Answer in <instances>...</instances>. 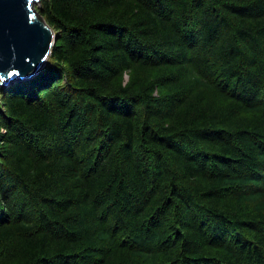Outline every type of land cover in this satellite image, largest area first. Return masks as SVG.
Here are the masks:
<instances>
[{"label":"trees","instance_id":"16d2710c","mask_svg":"<svg viewBox=\"0 0 264 264\" xmlns=\"http://www.w3.org/2000/svg\"><path fill=\"white\" fill-rule=\"evenodd\" d=\"M47 66L0 86V264H264V0H42Z\"/></svg>","mask_w":264,"mask_h":264},{"label":"water","instance_id":"95a60500","mask_svg":"<svg viewBox=\"0 0 264 264\" xmlns=\"http://www.w3.org/2000/svg\"><path fill=\"white\" fill-rule=\"evenodd\" d=\"M41 0H0V86L38 76L57 42L54 29L38 13Z\"/></svg>","mask_w":264,"mask_h":264},{"label":"rangeland","instance_id":"374dc122","mask_svg":"<svg viewBox=\"0 0 264 264\" xmlns=\"http://www.w3.org/2000/svg\"><path fill=\"white\" fill-rule=\"evenodd\" d=\"M41 1H42V0H41ZM35 6H36V8H37V11H38V13H39V12H40V7H41V4H38V3H37Z\"/></svg>","mask_w":264,"mask_h":264}]
</instances>
